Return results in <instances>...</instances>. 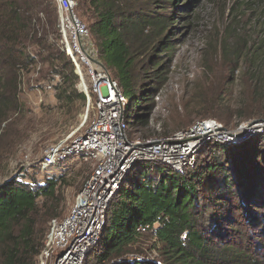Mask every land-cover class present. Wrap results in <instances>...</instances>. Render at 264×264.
<instances>
[{"label": "trees", "instance_id": "obj_1", "mask_svg": "<svg viewBox=\"0 0 264 264\" xmlns=\"http://www.w3.org/2000/svg\"><path fill=\"white\" fill-rule=\"evenodd\" d=\"M47 2L0 0V122L18 107V70L30 63L24 45L32 32L36 13L42 11L48 16L50 26L54 25L55 6ZM123 2L79 0L78 11L88 19L90 34L102 61L129 100L127 123L131 136L147 119L146 96L150 90L146 84H139L140 59L142 56L152 59L150 81L165 76L160 66L163 55L172 47L166 35L176 18L165 15L169 12L165 10L163 14L154 9L138 12L133 9L135 0L127 5ZM159 2H153L154 8ZM179 6L178 1L173 8ZM46 33L44 28L42 37L36 39L39 52L51 73L60 75L55 85L60 106L71 108L76 99L85 101L86 96L74 91L78 81L74 65L70 59L57 54ZM230 50L227 53L231 59L242 54L239 49ZM258 53L259 48L256 51L249 48L251 59ZM255 78L247 80L248 90L237 110L240 121L264 119V80L260 81L263 84L255 85ZM233 80L228 79L226 84ZM140 90L143 97L139 95ZM220 103L211 105L204 117L229 124L233 112ZM216 146L218 149H214ZM206 149L204 153L210 152L208 158L203 160L205 150L201 151L197 163L184 172L171 166L151 164L156 166L154 174L141 169L128 176L110 203L106 230L87 263L264 264L245 252V246L238 245L237 240L241 235L238 224L250 225L252 220L264 224L262 217L254 212L264 204V139L258 137L239 146L214 142ZM59 181H65L62 175L47 178L45 182L13 177L0 184V264L37 262L50 220L56 216L60 218ZM155 221L160 223L154 236L157 245L153 246L160 251L162 259L159 260L149 259L141 249L134 250L143 235H153L138 232L137 226L153 225ZM134 252L141 258L134 259L130 255Z\"/></svg>", "mask_w": 264, "mask_h": 264}, {"label": "rangeland", "instance_id": "obj_2", "mask_svg": "<svg viewBox=\"0 0 264 264\" xmlns=\"http://www.w3.org/2000/svg\"><path fill=\"white\" fill-rule=\"evenodd\" d=\"M123 1L124 5L131 2V0ZM155 1L135 0L133 9L141 13L150 9L161 14L164 10L169 11L164 12L165 15L176 18L170 26V33L166 35L172 47L170 52L162 57L160 69L165 72L163 78L150 81L152 59L147 56H142L140 59L139 68L142 74L139 84H146L150 90L146 96L147 119L142 121V127L134 128L136 130L131 136L143 137L159 132L165 136H172L177 132L186 131L198 120L214 118L204 115L217 101L233 112L229 124L220 121L227 128H235L239 123L249 119L263 120V118H249L240 121L237 110L241 108L244 93L248 90L247 80L256 76V81H253L255 85L264 80V0H197L195 2L178 0L181 7L177 9L173 8L178 2L176 0L173 3L172 0H160L154 8ZM52 6H55L56 10L57 5L54 3ZM43 14L45 18L36 13L32 32L24 45L26 54L33 61L30 59L28 65L18 70L20 87L17 110L0 122V184L13 177L26 181L35 178L39 182H45L47 178L62 175L65 181H59L57 203L60 206L58 215L63 217L71 210L82 185L94 169V163L78 158L71 159L59 167L30 169L27 168V163L39 159L48 147L58 144L60 140L68 138L70 141L84 132L94 117V102L92 100L90 103L89 114H87L86 100L76 99L71 108L60 106L55 89V85L60 81V75L51 73L50 66L43 60L36 42L37 38L42 37L44 28L48 30V25L50 26L48 16ZM77 14L89 26L88 19L81 15L78 9ZM46 35L56 47L54 40L58 38L57 33ZM232 48L239 49L242 54L231 59L227 51H231ZM249 48L254 51L259 48V53L254 59L248 55ZM29 50L35 54L36 59H33ZM38 64L41 66L39 78H35ZM86 77L90 88V78L88 75ZM231 78L234 79L233 82L226 84ZM32 83L40 85L42 93L32 91ZM77 83L78 81L75 83L74 91L80 92ZM139 95L143 97L142 90L139 91ZM155 95L159 96L155 102L156 120L147 126L154 111ZM38 97H43V100H37ZM158 126L161 129H158ZM258 137L260 135L251 137L248 142L243 143H249ZM211 143H206L203 153L208 150L206 148ZM243 143L230 145L239 146ZM209 153V151L204 153L206 156L203 160L208 158ZM155 167L150 164L144 166V169L154 174ZM254 212L264 220V204L261 209ZM238 219L242 221L239 217ZM237 228L238 232L241 231V235L237 238L238 245H244L245 252L253 254L264 262V224L262 226L260 221L252 220L250 225L238 224ZM155 244L154 235L147 233L139 239L134 250H143L146 256L153 260L162 259L159 249L153 247ZM253 250L257 252L256 255ZM137 254L139 253L134 252L130 255Z\"/></svg>", "mask_w": 264, "mask_h": 264}, {"label": "built area", "instance_id": "obj_3", "mask_svg": "<svg viewBox=\"0 0 264 264\" xmlns=\"http://www.w3.org/2000/svg\"><path fill=\"white\" fill-rule=\"evenodd\" d=\"M50 1L57 7L54 25H48L46 34L57 33L58 38L54 40L57 54L72 61L78 76L77 88L86 96L87 114L90 103L94 102V117L84 132L70 141L62 139L48 147L39 159L28 162L27 168L58 167L71 159L81 158L92 161L94 169L82 185L69 213L50 220L35 264H88L89 255L99 246L106 230L110 203L128 176L145 170L144 166L150 164L171 166L184 172L196 163L208 142L239 144L257 135L264 139V120L249 119L233 130V127L227 128L216 118H210L198 120L190 129L172 136L160 132L143 137L130 136L128 98L102 61L89 27L77 14L79 0ZM38 14L45 18L42 11ZM29 52L33 59L37 58ZM40 68L38 64L35 78H39ZM86 75L91 81L90 88ZM31 86L32 91L42 93L40 85L32 83ZM158 98V95L154 96V111L147 126L156 120L155 102ZM37 100L42 101L43 97ZM159 224V221L153 225L141 224L137 226V231L151 232L155 236ZM132 257L141 258L139 254Z\"/></svg>", "mask_w": 264, "mask_h": 264}, {"label": "water", "instance_id": "obj_4", "mask_svg": "<svg viewBox=\"0 0 264 264\" xmlns=\"http://www.w3.org/2000/svg\"><path fill=\"white\" fill-rule=\"evenodd\" d=\"M101 63V62H100ZM264 120V119H263ZM254 121H261V119H254ZM239 125V124H238ZM238 125H236V127L235 128H237L238 127ZM235 128H233V130L235 129Z\"/></svg>", "mask_w": 264, "mask_h": 264}]
</instances>
